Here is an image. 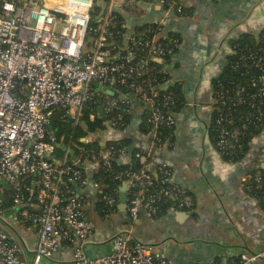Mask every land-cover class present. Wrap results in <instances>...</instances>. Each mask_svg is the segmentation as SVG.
I'll list each match as a JSON object with an SVG mask.
<instances>
[{"label": "built area", "instance_id": "2783aa9c", "mask_svg": "<svg viewBox=\"0 0 264 264\" xmlns=\"http://www.w3.org/2000/svg\"><path fill=\"white\" fill-rule=\"evenodd\" d=\"M184 1L105 0L97 36L89 39L95 0H0V227L13 242L0 233V264H51L53 255L62 249L70 253V264H175L172 258L158 254L153 245L135 240L132 229L142 215L154 220L161 190L151 193L148 189L154 187L159 175L161 185L170 183V169L161 166L151 171L143 167L115 176L125 184L124 213L131 223L111 236L108 253L92 257L87 248L97 244L96 220L99 219L98 224H107L117 214L99 216L95 211L96 218L90 217V197L83 192L90 184L99 192L101 185L90 179L84 169H109L115 156L125 161L126 154L124 150L104 147L71 158L66 148L58 158L57 138L49 125L59 108L78 123L93 98L103 114L131 111L141 105L150 127V147L161 150L170 145L168 140L159 142L160 130L175 126V114L169 110L173 96L159 91L155 67L151 65L152 61H163L166 54V46L159 40L166 37L162 33V19L153 21L158 29L150 39L142 41L130 32L125 41L131 44L116 46L111 39V29L116 24L112 10L156 6L164 18L180 19L186 6ZM129 11V15H135ZM171 44L178 48L180 43L172 39ZM235 50L229 46V54H236ZM239 60L246 69L247 85H238L235 98L229 103H219L213 97L212 112L220 113L217 122L228 125L233 119L231 114L225 118L226 111L248 104L255 112V98L264 107V58L250 52ZM255 68L260 70L256 77ZM93 84L111 93V97L104 96L101 90H92ZM129 88L130 93L123 92ZM121 122L118 112L114 119L105 120V131L115 130ZM227 135L223 131L219 141L223 147H230ZM96 138L87 134L81 141L88 143ZM256 180L259 182L260 178ZM169 198L179 209L191 208L192 200L173 185ZM101 201L108 207L119 206L115 193L103 195ZM31 228L35 235L32 251L24 238ZM238 256L237 262L228 264H254L264 257V252Z\"/></svg>", "mask_w": 264, "mask_h": 264}, {"label": "crops", "instance_id": "0c3cea01", "mask_svg": "<svg viewBox=\"0 0 264 264\" xmlns=\"http://www.w3.org/2000/svg\"><path fill=\"white\" fill-rule=\"evenodd\" d=\"M184 2L190 9L189 15L170 18L172 21L164 18L156 6L137 7L140 12L129 15L132 21L143 17L153 21L162 19L164 36L168 32L180 36L178 50L163 71L171 78L169 84L175 81L181 86L186 102L175 117L170 149L168 146L152 149L148 134H138L136 127L145 125L142 119L145 109L141 105L131 111L133 129L128 137L141 148L142 155H137L142 162L148 160L151 166L154 156H158L171 165L170 182L194 199L195 208L192 215L171 208L167 217L155 222L142 215L132 226L133 237L154 245L158 254L172 258L175 264H208L217 258L226 262L232 254L264 252V210L249 196L243 181L245 171L255 163L257 169H264V130L253 139L244 163L221 161L207 132L214 102L210 83L224 68L230 52L229 39L240 36L258 39L264 29V0ZM87 169L90 175L92 169ZM88 189L83 194L90 197V203L92 195ZM114 225V221L104 225L97 222L94 230L97 244L87 248L90 256L110 251L108 240L123 227ZM51 264H70V253L59 250ZM254 264H264V257Z\"/></svg>", "mask_w": 264, "mask_h": 264}, {"label": "trees", "instance_id": "16d2710c", "mask_svg": "<svg viewBox=\"0 0 264 264\" xmlns=\"http://www.w3.org/2000/svg\"><path fill=\"white\" fill-rule=\"evenodd\" d=\"M126 10V8H124ZM121 10L118 7H114L112 14L116 17V24L112 27V37L111 39L116 46H124L125 42L129 45L131 44L129 40L125 41L128 33L133 32L137 38H140L142 41L150 39L152 35L157 32L158 24L153 23V20L150 18H138L145 20V23H140V20L132 21L131 17L126 11L128 9ZM99 8L95 6L92 19L89 23V39H95L97 36L96 28L98 26V20L96 16L98 15ZM133 13L132 11H129ZM126 13V14H125ZM190 13V9L187 6L183 7L181 17H187ZM128 14V15H127ZM149 30V32H146ZM259 41L257 38L253 39L249 36H240L229 39L228 45L232 49H236V54H228L226 56V64L219 75L212 79L211 85L214 93V97L219 103L232 101L235 98V91L238 88V85L245 84L247 85L248 76H245L246 69L243 66V62L239 60L240 56H244L250 52L255 53L256 56H261L264 58V29L259 32ZM172 39H176L178 43L182 40L179 35L173 33H166V37H162L159 40L166 46V54L163 57V62L158 63L152 61L151 65L155 67V78L156 86L159 88V91L162 94L171 93L173 96V104L170 107V111L176 115L179 113L180 109L183 108L186 100L182 93V88L176 83L168 84V74L163 71V68L169 59L176 53L178 50L177 47H174L171 44ZM139 55H142L143 52L139 50ZM239 65V67H237ZM264 68V66H263ZM260 70L255 68V77L259 74ZM247 87V86H246ZM92 90H101L102 94L107 97H111L108 93L101 89V87L93 84L91 86ZM248 88V87H247ZM257 91V88H255ZM123 92H131V89H124ZM117 94H115L116 97ZM95 98L91 99L85 108L82 111V115L78 120V123L72 122L68 114L65 113L64 109H57L54 111L49 129L54 133L57 138V147L55 150V155L58 158H61L64 154L66 148L69 150V155L71 158L77 157L80 152L82 154L89 152H98L101 148L112 147L114 150H124L126 154V160L121 161L114 157L111 161V166L109 169L100 167L94 172H91L89 175L88 169L85 168V174L95 181H97L101 187L100 191L95 194V197L99 198L97 202L96 211H98L99 216H104L106 213H116V217L112 221L115 222L116 227L119 225L129 226L128 223H123V215L120 214L117 206L108 207L101 201L103 195L110 196L112 193H115L116 197H119V188L122 185V181L115 179V176L118 173H124L127 171H137L146 167L151 171H156L161 166L171 169V165L168 164L161 157L154 156V162L150 166V161H141L140 156L142 151H140L138 146L133 143V140L125 135L127 129L131 126V111L119 110L114 111L110 114H103L101 109L98 108L99 103H95ZM259 99L255 98V105L257 107L256 111L250 109L249 105H241L236 108L231 109L229 112H225V118H228L229 114L233 119V122L228 125L224 122H217L220 119V113L218 110H215L211 113L209 118V123L207 126V132L209 136V141L214 149V151L219 155L220 159L225 163H239L245 159L247 156L250 145L255 137H257L264 130V107L258 104ZM122 115L121 125L118 126L115 130H111V136L105 135V120H112L117 117V113ZM262 112V114H260ZM146 111H144V127L138 125L136 130L138 134L148 133L150 127L146 125ZM260 118V120H258ZM161 140L159 143L168 140L169 144L168 149L171 147V143L174 140V127L171 129L162 128L160 130ZM223 131L228 132L227 138L230 147L219 144ZM118 132L120 135H115L113 133ZM109 133V132H108ZM87 134H93L97 138L91 142H82L81 139L84 138ZM81 150V151H79ZM258 163H255L249 171L251 177L247 181V193L252 198H255L257 203L264 210V169L256 168ZM256 168V169H255ZM161 175H159V178ZM259 177L260 181L257 182L256 178ZM158 180L154 181V187L148 189V191L157 192L161 190L160 199L157 201L158 213L155 216L153 222L158 221L164 217H167L170 214L171 208H174V203L169 198V188L172 186V183L166 185H161ZM74 187L73 184L70 185ZM89 190V189H88ZM87 191V189H86ZM122 223V224H121ZM114 225V226H115ZM134 226V223L132 224ZM239 260L238 255L230 257L226 262L222 259H214L213 261L218 264H228L229 262H237Z\"/></svg>", "mask_w": 264, "mask_h": 264}, {"label": "water", "instance_id": "95a60500", "mask_svg": "<svg viewBox=\"0 0 264 264\" xmlns=\"http://www.w3.org/2000/svg\"><path fill=\"white\" fill-rule=\"evenodd\" d=\"M95 5H96L97 8H99L98 15L96 16V19L98 20V19H100L101 15L103 14V12L105 10L106 2H105V0H95ZM168 21H172V20L169 18ZM139 22L140 23H145V20L144 21L140 20ZM156 62L162 63L163 61L161 59H158V60H156ZM108 132H105V135L108 134L107 136H109V135L111 136L112 131L109 130ZM113 134H114L113 137H110V138L115 139L114 138L115 135H118V136L120 135V133H118V132H114ZM142 160L144 161V158H142ZM89 190H90V194L92 195V196L90 195L91 199H92L91 202H90L91 205H92V208L89 210V213H91L89 215H90V217L92 219H94V218H96L95 211H96V204H97V199L95 197L96 189L93 188L92 185L90 184ZM125 202H126L125 184H122L121 187H120V191H119V206H118V210H119L120 214L123 215V218H124L123 219V223L126 222V223L130 224L131 223L130 219L124 213V204H125ZM183 215L187 216L185 213ZM120 227H121V225H120ZM0 233L4 234L6 236V238H7L6 240H8L9 242H12L11 239L9 238V236H7L6 232L4 231V229L2 227H0ZM24 238H25V241H26L27 248L30 251H32L35 248V235L33 233V228H31V230H29L28 232H26L24 234ZM150 245H152V244H150ZM249 254H254V253H249Z\"/></svg>", "mask_w": 264, "mask_h": 264}, {"label": "flooded vegetation", "instance_id": "af4514ba", "mask_svg": "<svg viewBox=\"0 0 264 264\" xmlns=\"http://www.w3.org/2000/svg\"><path fill=\"white\" fill-rule=\"evenodd\" d=\"M169 19V18H168ZM229 46V45H228ZM227 55H228V53H227ZM225 64H226V60H225ZM225 66V65H224ZM217 75H219V74H216L212 79H214ZM168 81H167V83L169 84V81H170V79L171 78H169L168 77ZM211 82H212V80H211ZM173 83H176L175 81L173 82ZM176 84H178V83H176ZM211 84V83H210ZM210 87H212V85H210ZM210 96L213 98L214 97V93H213V90H212V88H210ZM218 155V154H217ZM218 157H219V155H218ZM220 158V157H219ZM245 159H246V157H245ZM245 159L243 160V161H241V162H239V163H234V164H240V163H244L245 162ZM221 160V159H220ZM222 161V160H221ZM245 167H246V165H245ZM251 169V167L250 168H247V170L245 171V176L243 177V181H244V184H245V190L247 191V181L249 180V178L251 177V175H250V173L249 172H247V171H249ZM184 194L188 197V198H190L191 200H192V205H191V208L190 209H181L180 211H183V212H186V213H189V214H193V212H194V208H195V202H194V199L190 196V195H187L185 192H184ZM234 255H237V254H232L231 255V257H233Z\"/></svg>", "mask_w": 264, "mask_h": 264}, {"label": "rangeland", "instance_id": "374dc122", "mask_svg": "<svg viewBox=\"0 0 264 264\" xmlns=\"http://www.w3.org/2000/svg\"><path fill=\"white\" fill-rule=\"evenodd\" d=\"M132 9V12L133 13H139L140 12V9L139 8H137L135 5L131 8ZM130 129H133V127H130L129 129H127V131L125 132V135L126 136H128V135H130ZM97 222H99V219H97L96 220V223ZM102 225H104V224H102ZM104 227V226H103ZM142 241V240H141ZM143 243H144V241H143Z\"/></svg>", "mask_w": 264, "mask_h": 264}]
</instances>
